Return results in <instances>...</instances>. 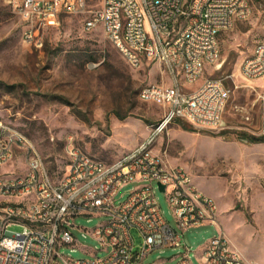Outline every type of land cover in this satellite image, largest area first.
Segmentation results:
<instances>
[{
  "label": "built area",
  "instance_id": "1",
  "mask_svg": "<svg viewBox=\"0 0 264 264\" xmlns=\"http://www.w3.org/2000/svg\"><path fill=\"white\" fill-rule=\"evenodd\" d=\"M20 20L22 43L43 45L44 34L62 15H78L88 0H0ZM251 0H100L89 9L84 29L102 28L134 68L148 61L162 64L169 85L151 84L139 91L144 102L164 107V117L150 138L130 152L106 161L72 142L66 148V167L52 173L34 141L22 130L0 120V264H142L163 248L180 249L175 264H248L231 246L217 220V203L200 191L181 166H168L151 148L155 136L175 120L196 126H219L230 90L220 79L196 82L206 64L220 56L218 39L251 12ZM241 73L248 79L264 75V40L244 59ZM186 87V88H185ZM22 169L24 172L21 173ZM126 193L118 195L125 187ZM164 190H161V186ZM166 196L171 223L156 193ZM100 217L87 229L80 218ZM214 225L217 234L190 255L184 233ZM11 226L22 228L19 232ZM87 230L101 244L83 247L87 258L64 255L74 246V231ZM140 238L135 250L133 232Z\"/></svg>",
  "mask_w": 264,
  "mask_h": 264
},
{
  "label": "rangeland",
  "instance_id": "2",
  "mask_svg": "<svg viewBox=\"0 0 264 264\" xmlns=\"http://www.w3.org/2000/svg\"><path fill=\"white\" fill-rule=\"evenodd\" d=\"M99 1L88 0L85 13L62 15L57 26L46 30L43 45L32 49L22 43L18 16L0 1V120L26 133L55 174L66 167L70 142L111 161L148 140L165 114L161 104L139 98L145 86L172 82L162 64L148 61L134 68L102 28L84 29L89 9ZM250 8L246 19L219 35L218 61L206 64L193 84L180 80L190 90L206 79L223 81L230 97L221 124L196 126L175 120L154 137L151 148L168 166L183 167L196 187L216 200L217 220L227 239L236 235L245 251L264 256V138L255 143L244 139L264 137V75L248 79L241 73L244 59L264 40V0H251ZM156 197L172 223L166 196L157 192ZM101 220L92 216L78 219L77 224L91 229ZM217 232L214 225L186 231L190 255L199 257L202 246ZM74 234L76 244L60 248L64 255L87 258L83 247L99 249L97 255H103L90 232L78 229ZM133 235L139 250L140 238L135 231ZM184 251V247L158 249L142 264H175ZM192 259L199 264L195 256Z\"/></svg>",
  "mask_w": 264,
  "mask_h": 264
},
{
  "label": "crops",
  "instance_id": "3",
  "mask_svg": "<svg viewBox=\"0 0 264 264\" xmlns=\"http://www.w3.org/2000/svg\"><path fill=\"white\" fill-rule=\"evenodd\" d=\"M209 196H211V195H209ZM217 216H218V210H217ZM219 226H220V224H219ZM223 233H224V231H223ZM228 240H229L231 246H233L235 249H237L240 252V254H241V256L245 262H247L248 264H264V256L257 254V253H250V252L245 251L238 236L234 235V239L230 238Z\"/></svg>",
  "mask_w": 264,
  "mask_h": 264
},
{
  "label": "trees",
  "instance_id": "4",
  "mask_svg": "<svg viewBox=\"0 0 264 264\" xmlns=\"http://www.w3.org/2000/svg\"><path fill=\"white\" fill-rule=\"evenodd\" d=\"M264 137H255V136H244V139L248 140L251 143H255V142H261L263 141ZM52 172V171H51ZM53 173V172H52Z\"/></svg>",
  "mask_w": 264,
  "mask_h": 264
},
{
  "label": "water",
  "instance_id": "5",
  "mask_svg": "<svg viewBox=\"0 0 264 264\" xmlns=\"http://www.w3.org/2000/svg\"><path fill=\"white\" fill-rule=\"evenodd\" d=\"M161 190H164V186L163 185L161 186Z\"/></svg>",
  "mask_w": 264,
  "mask_h": 264
}]
</instances>
